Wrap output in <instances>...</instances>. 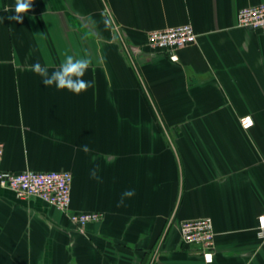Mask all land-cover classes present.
<instances>
[{"label": "crops", "instance_id": "1", "mask_svg": "<svg viewBox=\"0 0 264 264\" xmlns=\"http://www.w3.org/2000/svg\"><path fill=\"white\" fill-rule=\"evenodd\" d=\"M262 2L33 0L19 23L0 0V168L69 170L70 210L102 214L79 229L0 186V264H264V30L237 24ZM185 23L198 40L178 59L148 45ZM69 55L91 61L79 95L31 71ZM205 216L210 261L180 233Z\"/></svg>", "mask_w": 264, "mask_h": 264}, {"label": "built area", "instance_id": "2", "mask_svg": "<svg viewBox=\"0 0 264 264\" xmlns=\"http://www.w3.org/2000/svg\"><path fill=\"white\" fill-rule=\"evenodd\" d=\"M238 26L264 30V2L246 6L238 12ZM151 48L165 52L171 59H178V50L197 43L198 33L191 23L166 29L151 30L147 34ZM245 127L251 124L248 116L242 118ZM4 156V143L0 141V163ZM73 174L69 170H33L20 172L0 168V186L12 189L19 198L37 197L45 203L67 213L79 229L89 222L99 221L102 214L95 211H72L71 191ZM181 239L186 244H197L203 249L206 260L212 259L215 241L213 219L209 216L187 219L180 225ZM258 235L264 238V213L258 217Z\"/></svg>", "mask_w": 264, "mask_h": 264}, {"label": "clouds", "instance_id": "3", "mask_svg": "<svg viewBox=\"0 0 264 264\" xmlns=\"http://www.w3.org/2000/svg\"><path fill=\"white\" fill-rule=\"evenodd\" d=\"M32 4L33 0H15L14 12L16 15L10 16L9 19L22 23L23 14L30 11ZM104 24L106 27H110L111 20L106 18ZM90 65L91 61L88 58H74L69 55L64 59L60 66L51 73L47 66H44L39 62H36L31 66V71L41 77L42 83L46 87L54 85L57 90H67L79 95L94 86L93 81H86L83 79L85 73L90 68ZM82 150L85 153L90 151L87 145H83ZM89 175L93 179L99 178L96 169L90 170ZM134 195L135 191L133 189L126 190L121 194L120 204H123L126 198H131Z\"/></svg>", "mask_w": 264, "mask_h": 264}, {"label": "trees", "instance_id": "4", "mask_svg": "<svg viewBox=\"0 0 264 264\" xmlns=\"http://www.w3.org/2000/svg\"><path fill=\"white\" fill-rule=\"evenodd\" d=\"M146 98H147V95H146ZM152 112H153V109H152Z\"/></svg>", "mask_w": 264, "mask_h": 264}, {"label": "rangeland", "instance_id": "5", "mask_svg": "<svg viewBox=\"0 0 264 264\" xmlns=\"http://www.w3.org/2000/svg\"><path fill=\"white\" fill-rule=\"evenodd\" d=\"M149 45V44H148Z\"/></svg>", "mask_w": 264, "mask_h": 264}]
</instances>
